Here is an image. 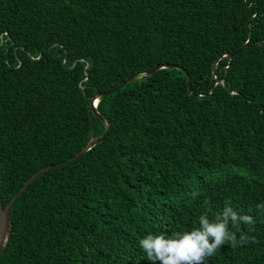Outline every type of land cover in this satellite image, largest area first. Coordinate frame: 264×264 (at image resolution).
Segmentation results:
<instances>
[{
    "label": "trees",
    "instance_id": "1",
    "mask_svg": "<svg viewBox=\"0 0 264 264\" xmlns=\"http://www.w3.org/2000/svg\"><path fill=\"white\" fill-rule=\"evenodd\" d=\"M157 64L185 71L99 99L109 129L69 160L106 129L91 98ZM48 165L11 208L0 264H152L142 238L228 208L248 242L206 264H264V0H0L2 205Z\"/></svg>",
    "mask_w": 264,
    "mask_h": 264
},
{
    "label": "clouds",
    "instance_id": "2",
    "mask_svg": "<svg viewBox=\"0 0 264 264\" xmlns=\"http://www.w3.org/2000/svg\"><path fill=\"white\" fill-rule=\"evenodd\" d=\"M195 195V194H193ZM264 210V205H258ZM231 214L233 226L237 227V214L231 208L224 213V221L210 224L205 216L200 218L202 227L190 232L174 233L171 237L164 235H147L139 241L140 247L146 252L152 264H206L207 258L225 243L230 242L232 247L248 242V237L241 234L239 240L235 232L229 231L227 217ZM241 219L245 223H254L251 216L245 215ZM210 238H212L210 242Z\"/></svg>",
    "mask_w": 264,
    "mask_h": 264
},
{
    "label": "water",
    "instance_id": "3",
    "mask_svg": "<svg viewBox=\"0 0 264 264\" xmlns=\"http://www.w3.org/2000/svg\"><path fill=\"white\" fill-rule=\"evenodd\" d=\"M227 56L228 57H231L232 54H229ZM162 67H175V68H179V69L185 71L183 69V67H181L179 65H176V64H157L156 66H154V67L150 68L149 70H147L142 75H140L138 77H135V78H129L126 81H123V82L119 83L114 88H111V89H109L107 91H104V92H100V93L96 94L94 97H92L91 100H90V109H91L92 113L95 114L105 124L106 129H105V131L100 136L91 138L88 141V143L80 151H78L73 157H71L69 160H73L75 158H78L84 152H86L88 149H90L94 144H96L97 142L101 141L104 138L106 132L109 129V125L106 122L105 118L102 115H100L98 113V111L96 110V104L99 101V99H101L105 95H107V94L115 91L117 88L121 87L126 82H130V81L138 80V79H143V78L151 75L157 69L162 68ZM62 163L63 162L57 163L55 165H60ZM52 166L53 165H48V166L42 167L38 171H36L34 174H32L24 182V184L18 189V191L11 197V199L9 200V202L5 206L2 205V200H1V197H0V256H1L3 250H4L5 246H6L7 240H8V236H9V224H10V212H11V208H12V206H13L16 198L41 173H43L44 171L50 169Z\"/></svg>",
    "mask_w": 264,
    "mask_h": 264
}]
</instances>
